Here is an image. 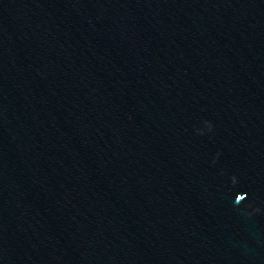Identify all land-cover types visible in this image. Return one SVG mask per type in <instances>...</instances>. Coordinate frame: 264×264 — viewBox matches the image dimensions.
<instances>
[{"label":"water","instance_id":"obj_1","mask_svg":"<svg viewBox=\"0 0 264 264\" xmlns=\"http://www.w3.org/2000/svg\"><path fill=\"white\" fill-rule=\"evenodd\" d=\"M0 264H264V0H0Z\"/></svg>","mask_w":264,"mask_h":264}]
</instances>
